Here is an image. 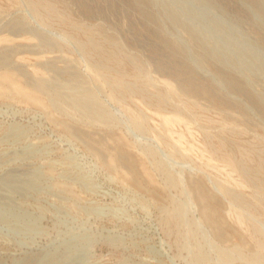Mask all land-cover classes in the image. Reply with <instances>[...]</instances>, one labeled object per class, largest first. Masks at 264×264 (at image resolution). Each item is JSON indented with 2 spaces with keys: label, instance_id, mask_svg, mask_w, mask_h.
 I'll list each match as a JSON object with an SVG mask.
<instances>
[{
  "label": "rangeland",
  "instance_id": "374dc122",
  "mask_svg": "<svg viewBox=\"0 0 264 264\" xmlns=\"http://www.w3.org/2000/svg\"><path fill=\"white\" fill-rule=\"evenodd\" d=\"M0 264H264V0H0Z\"/></svg>",
  "mask_w": 264,
  "mask_h": 264
},
{
  "label": "bare ground",
  "instance_id": "6f19581e",
  "mask_svg": "<svg viewBox=\"0 0 264 264\" xmlns=\"http://www.w3.org/2000/svg\"><path fill=\"white\" fill-rule=\"evenodd\" d=\"M87 105V104H86ZM85 106V105H84ZM98 114V113H97ZM168 120V119H167ZM166 123H167V121H166Z\"/></svg>",
  "mask_w": 264,
  "mask_h": 264
}]
</instances>
